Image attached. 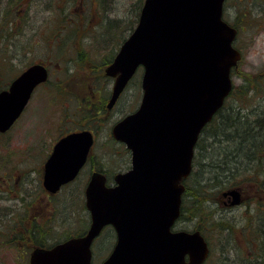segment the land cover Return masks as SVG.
I'll return each instance as SVG.
<instances>
[{"label": "water", "instance_id": "1", "mask_svg": "<svg viewBox=\"0 0 264 264\" xmlns=\"http://www.w3.org/2000/svg\"><path fill=\"white\" fill-rule=\"evenodd\" d=\"M225 0H145L138 25L122 45L106 75L116 78L112 109L143 67L140 108L120 121L114 139L131 151L132 168L115 184L95 172L86 188L91 216L84 236L52 248H35L30 264H92V244L112 225L117 244L103 264H204L209 243L197 230L174 231L181 215L183 181L192 172L202 130L233 90L232 69L242 55L234 49L236 30L223 20ZM42 64L29 67L0 93V131H7L35 88L48 81ZM94 134L61 139L45 166V187L56 193L85 165ZM241 203L239 190L223 194Z\"/></svg>", "mask_w": 264, "mask_h": 264}, {"label": "rangeland", "instance_id": "2", "mask_svg": "<svg viewBox=\"0 0 264 264\" xmlns=\"http://www.w3.org/2000/svg\"><path fill=\"white\" fill-rule=\"evenodd\" d=\"M144 2L0 0V85L6 87L35 62L49 63L52 73L50 83L37 90L21 124L12 132L13 136L30 145V149L17 151L14 145L5 144L3 148L0 147V185L15 184L14 177L21 171L28 173L27 177L35 181L29 200L30 212L34 213L35 228L43 227L49 232L50 245L79 232H86L90 226V215L79 191L81 181L64 190L58 198L45 197L40 193L37 169L41 168L49 148L61 134L59 126L62 118L63 134L83 128L92 129L96 134L91 165L103 170L108 185L115 183L116 174L131 169V153L124 144L113 138L112 128L139 108L143 94V69H139L113 110H108V103L114 79L105 75V69L136 27ZM261 7L264 9V0H226L224 5L225 21L237 26L240 31L234 43L243 53L242 60L233 71L236 87L247 83L248 76H260L264 82V12L260 10ZM61 50L63 57L56 52ZM80 54L82 60L79 59ZM236 93L235 90L227 100L230 106L237 104ZM24 127H29L28 134H22ZM209 142L212 143V139ZM200 162L201 159L197 160L196 171L201 169ZM192 177L186 184L192 185ZM243 188L244 195L249 197L243 206L226 209L224 203L217 201L215 204V207H219L217 211H221L216 214L218 220H229L227 224L234 227L232 233L204 229L206 226L202 220H190L193 218L190 215L175 226V230L200 229L204 233L211 249L207 261L209 264H239L244 260L242 258L253 255V249L251 252L242 242V225L249 214H254L256 224L259 221L261 225L264 220V190L257 191L252 182ZM69 193L72 196H68ZM75 193L78 197L74 196ZM259 193L262 196L257 200ZM73 200L82 202L78 204ZM223 200L221 198V202ZM13 204L16 203L10 200L3 203L5 207L11 208L10 211ZM217 218L210 219L213 220L212 225L217 222ZM2 219L0 264H29V255L35 242H32L33 246L31 243L26 244V240L21 241L23 244L20 246L16 244L15 219L11 213L5 214ZM113 240V233L108 228L94 242V264H100L109 256ZM9 242L12 244L9 245Z\"/></svg>", "mask_w": 264, "mask_h": 264}, {"label": "trees", "instance_id": "3", "mask_svg": "<svg viewBox=\"0 0 264 264\" xmlns=\"http://www.w3.org/2000/svg\"><path fill=\"white\" fill-rule=\"evenodd\" d=\"M114 25L117 27L116 23ZM79 59H83L81 54ZM235 90L237 104L230 106L227 99L223 108L201 133L195 148L192 185L186 184L189 179L185 182L187 189L179 219L180 221L190 215V218L193 217L190 220H202L206 226L204 229L211 228L210 231H223L227 234L233 232V225L227 224L229 220L219 221L218 215L216 216L221 211H217L219 207H215V204L217 201L222 203V193L229 189H241L245 192L243 187L249 182L256 186L257 191L264 190V82L260 76H248L247 83L241 87L235 86L230 97ZM211 139L212 143L209 142ZM199 159L201 169L196 171ZM257 195V200H260L262 194ZM186 196L188 198L185 200ZM215 218L217 222L212 225L213 220L210 219ZM35 236L36 246L50 245L49 236ZM241 236L248 249L251 252L253 249V255L242 258L244 260L239 264H264V220L261 225L259 221L256 224L254 214H249L242 225ZM10 244L12 243L9 242Z\"/></svg>", "mask_w": 264, "mask_h": 264}, {"label": "flooded vegetation", "instance_id": "4", "mask_svg": "<svg viewBox=\"0 0 264 264\" xmlns=\"http://www.w3.org/2000/svg\"><path fill=\"white\" fill-rule=\"evenodd\" d=\"M260 10H263V12H264V9H262V7L260 8ZM233 27L237 29V37H238V35L240 33L239 28L237 26H233ZM56 52H57L58 55H61L63 57V51L62 50L61 51H56ZM35 64H43L48 69V71H49V79H48L47 83L39 85V87H37L33 91V93L31 95V98H30L28 104L24 108L21 116L12 125V127L8 131H0V147L1 148H3L4 147L3 144H5L6 146L14 145V148L17 151H19L20 149H25V150H29L30 149V145L25 144V141H22V139H19V138L13 136L12 135V132H13V129L14 128H17L18 127L19 123L21 124V121L25 117V114L28 111L31 102L34 101L33 98L35 97V95H36L35 93L37 92V90L41 86H47L50 83V78H51L52 73H51V69H50L49 63H47V62H35L32 65H35ZM32 65H29L25 70H27ZM23 72L24 71H22L15 79H17ZM61 83H62L61 85L63 87V80H62ZM11 86H12V82L10 84H8L6 87H2L0 85V93L3 92V91H8ZM62 97H63V94H62ZM118 101H117V103H118ZM116 104L110 110H113L115 108ZM60 125H61V126H59V128H61V129H59V131L61 133L60 136L58 138H56V140L53 142L52 146L49 148L50 151L47 154L44 162L40 166L41 168H38L37 169V173H39V176L37 178H38L39 182L41 183L40 184V187L42 189V191L40 189V193L42 192L44 194V196L47 195L49 197L58 198V197H61V195L63 194L64 190H66L69 187H72V185H77V183L79 181H81L80 184H79V191H81V194L84 197L85 205H86V188H87V186H88V184H89V182L91 180V177L93 176V174L95 172H101V173H103L102 172L103 170H100V167H97L94 164L91 165V162L94 159L93 150L95 148V143L97 142V140H96V134L92 131V129H84V128L82 130L81 129H76V130L70 131V132H68L66 134H63V118L60 121ZM22 130H23L22 134H28L27 132L29 130V127H24ZM83 130H89V131H91V132H93L95 134L94 135V137H95L94 145H93V147L90 150V153L88 155V158H87V161H86L85 165L82 167V169L80 170L78 176L73 181H71V182L63 185L56 193H51L50 191H48L46 189L45 184H44V181H45V166H46V163L50 159V157H51V155H52V153L54 151L55 146L57 145V143L61 139H63L64 137H66L67 135H69L71 133H76V132H80V131H83ZM15 134L16 133H14V135ZM3 142H5V143H3ZM85 171H86V175L83 176V174H84ZM12 176H13V174H12ZM27 176H28V173H25L24 171L23 172L21 171L20 173L18 172V174L14 177V179H16L15 184L12 183L10 185H8V184H2V186L0 185V217H1L0 223H1V225H3L4 224V221H3L2 217L5 214H10L11 213V217L13 219H15V221H14L15 222V232H14V234H15V238H16L15 243L18 244L19 246L23 244L21 241H24V240L27 241L26 244L31 243V245L33 246V243L35 241V237H36L35 235L36 234H38L39 236H41V235H47L49 233V232L45 231L43 227L42 228H35L36 226L34 225V222H33V221H35V219H34V213L30 212V204H29V200H30L31 196L33 195L32 194V189H33V187L35 185V181L32 178L30 179ZM115 176H114V178H115ZM106 178H107V176H106ZM107 181H108V178H107ZM3 182H6V181L4 180ZM226 191H228V190H226ZM226 191H224V192H226ZM239 192L241 194V198L242 199H241V203L239 205H236V206H234L232 204V202H233L232 197L227 196V197L224 198V196H223L224 200L222 201V203H224V205L226 206V209H230V208H233V207L234 208H239V207H241V206L244 205V203L246 202V199L249 198V197H246L244 195L245 192L243 190L239 189ZM223 193H222V195H223ZM47 196H45V197H47ZM68 196H72V194L69 193ZM74 196L75 197H78L77 196V193H75ZM8 200L14 201L16 203V204H13L12 211H10L11 208L5 207L6 204L3 205V203L5 201H8ZM75 201H76V203L79 202L78 204H81V202H82L80 200L79 201L78 200H73L74 203H75ZM26 212H27V214H26ZM89 215H90V213H89ZM90 225H91V218H90ZM108 228L113 233V238H114L112 250H111V252L109 254V256H110L112 254L113 250L115 249L116 244H117V233H116V231H115V229H114L113 226H111V225L105 226L103 228L101 234L94 240V242L98 238H101V236L103 235V233L105 232V230L108 229ZM85 234H86V232H79V233H77L75 235H71V236L67 237L66 239L63 240V242H65L67 240H70L72 238L84 236ZM94 242L92 244V264H94V262H93L94 261V254H93V245H94ZM52 246L53 245H49V246L47 245V246H45L43 248L48 249V248H50ZM37 247H40V246L34 245V247H32V248L35 249ZM30 255H31V253H30ZM30 255H29V261H30ZM103 262H101L100 264H102Z\"/></svg>", "mask_w": 264, "mask_h": 264}]
</instances>
